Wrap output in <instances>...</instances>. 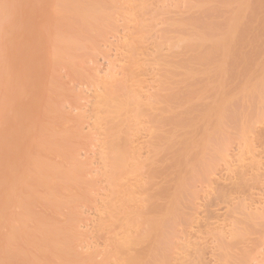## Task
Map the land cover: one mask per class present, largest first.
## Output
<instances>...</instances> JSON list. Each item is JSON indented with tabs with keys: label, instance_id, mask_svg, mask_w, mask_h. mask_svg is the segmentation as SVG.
Segmentation results:
<instances>
[{
	"label": "rangeland",
	"instance_id": "374dc122",
	"mask_svg": "<svg viewBox=\"0 0 264 264\" xmlns=\"http://www.w3.org/2000/svg\"><path fill=\"white\" fill-rule=\"evenodd\" d=\"M207 109L175 177L154 119ZM148 233L149 264H264V0H0V264H124Z\"/></svg>",
	"mask_w": 264,
	"mask_h": 264
},
{
	"label": "bare ground",
	"instance_id": "6f19581e",
	"mask_svg": "<svg viewBox=\"0 0 264 264\" xmlns=\"http://www.w3.org/2000/svg\"><path fill=\"white\" fill-rule=\"evenodd\" d=\"M202 36H203V34L201 35L200 38H202ZM228 40H229L228 37H226L224 39V43H223L221 49H220L219 46H215L214 49L215 50H222V52L224 53V55H227L230 52V50H231V47H229V41ZM217 43H218V41H217ZM195 62L194 61H191V63H192L191 64L188 61V64H189L188 68L184 66V68H187L186 69V72L187 73H186L185 78L188 77V76L191 77L193 74H195V73H197V72H199L201 70V66L199 64L200 62L199 63L196 62V64H195ZM197 65H199L200 67H198ZM194 66H197V67H194ZM221 69H223V67H221ZM170 78L171 77L166 78V80L169 79L167 81L168 82L167 83L168 85L170 84ZM215 80H219L220 81L221 78H218L217 77ZM171 83L172 84H170V85H173L174 84L173 81H171ZM111 101H112L111 102L112 105L110 104V106H109L110 107L109 108V114H110V116L113 119V123L115 124V122L119 119V117H121V115L123 113H126L125 111L127 110L128 102L125 99L124 100L123 99H119V97H117L115 95L112 96V100ZM170 102H172V101H170ZM170 102L168 101V104L169 105L166 108H164V110L170 111V108L169 107L173 106V105H171V104H173V102L172 103H170ZM213 109L214 110H216V109L217 110H221L222 109V106L219 107V106H216L215 105L213 107ZM210 110L211 109H207V111H203L202 115H199V114L197 115L196 114L197 116H200V118L199 117L197 118V116L194 114L197 119L194 120V118H193L191 121H189V119H188L189 122L188 121L187 122L189 123V125L188 124L187 125L185 124L186 126L183 124V122L180 124L179 123L180 122L179 120H180L181 117L178 116L179 117V119H178V117L176 116L179 122L176 123V121H175L174 122V125H175V123H176V125H175V127H171L172 130H170V131L167 129V127H169L172 124L171 122H170L171 124L169 123V126L163 128V125H161V124H164L165 125L164 118L160 120L161 117L160 118L158 117V119H157V117H155V119H154L155 122H156L155 126L158 124L156 127H158V126L161 127V129H159V131H161V132L158 131L159 134L157 135V139L162 140L161 142L163 143V145H162V143H158L156 141L155 142L154 152H155V154H159L161 152H164V156L166 155V153H169V155H172V154L174 155L173 157L172 156L171 157L169 156V159L170 160L169 159L167 160V156H168V154H167V156H165L162 159L163 162L161 161L162 162V165L163 166H166V168H168L169 166H175L176 167V168L173 167L175 169H173V168L170 167V170L171 171L172 170H175V172L169 171L168 174H170V172L171 173H175L176 174L175 177H177V174L179 172L177 169H178V167L182 166L181 163H183V158L182 157H184L185 152L189 148H191L193 146V140H194L193 138H194V134L196 133L198 123L201 120L205 119L210 114ZM174 115H176V114H174ZM194 115H193V117H195ZM173 119H175V118L173 117ZM161 122H163V123H161ZM174 125L172 124V126H174ZM165 128L168 131L167 130H164ZM174 128H175V130H174ZM182 129H184V130L182 131ZM173 130H174V133H173ZM121 131L122 130L120 129L118 132H115V137H114V139L112 141V153H113L114 159H115V161H114V170H113L114 171V176L113 177L115 179H119L125 173L124 167H123V162H124V157L126 155V149L124 148V146H127V145H124V144L122 145V143H124V142L126 144V141H123V140L120 139L119 135H121L120 134V133H122ZM171 131H172V134H171ZM180 131L186 132V134L185 135H183V134H179L178 135V133H180ZM163 132H166V134L163 133ZM167 132H170V133H167ZM182 135L185 136V137L180 138V136L182 137ZM121 141H123V142H121ZM174 149H175V151L176 150L177 151L174 152ZM167 150H170V151H167ZM171 151H172V154H171ZM165 158H166L167 161L165 160ZM175 159H177L178 162H177V160L175 161ZM171 160H172V163H173V161L176 162V165H173L174 163L171 164ZM164 162H165V164H163ZM166 163H167V165H166ZM168 164H170V165H168ZM163 172H164V170H163ZM163 172H161V173H163ZM156 173L158 174V172H154V175L153 176H156ZM168 174H165V175H167V176H169L171 178V175H168ZM172 178H174V176ZM174 183H175V180H174ZM168 191H170V190H167V192ZM169 194L170 193H168V195L166 193H164V196L167 195V196H165L166 198H172ZM161 196H162V194H161ZM161 196L156 197V199L160 197L159 199H157V203H156L158 206L155 205V206H157V208L155 207L156 210L153 209V212L150 213L151 215H148L147 216V219H148L147 222H148V224L150 225L151 228H154V225H156L158 223V220L160 219L159 217H163V216H165L167 214V209H165V203H167L169 201L166 200L165 198L161 197ZM163 199H165L166 201L163 202ZM158 201H160L159 204H158ZM168 204H172V203H168ZM134 214H136L138 216L140 215L139 213H134ZM134 214H133V216H134ZM136 215H135V217H136ZM153 237H154V235L153 234H149V233L147 235H141V236L137 237L136 240L133 242L134 245L129 246V247H126L129 252H134V253L132 255L127 256L125 258L124 264H149L148 263V259H147V255H149V253L148 252H144V251L139 252L140 250L138 249V251H137L135 249V247L137 248V246L143 245L148 240L153 239Z\"/></svg>",
	"mask_w": 264,
	"mask_h": 264
}]
</instances>
